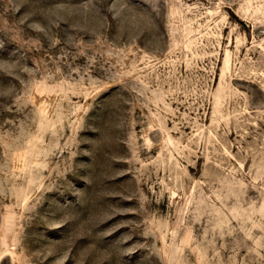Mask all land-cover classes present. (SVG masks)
<instances>
[{
  "label": "rangeland",
  "instance_id": "374dc122",
  "mask_svg": "<svg viewBox=\"0 0 264 264\" xmlns=\"http://www.w3.org/2000/svg\"><path fill=\"white\" fill-rule=\"evenodd\" d=\"M0 264H264V0H0Z\"/></svg>",
  "mask_w": 264,
  "mask_h": 264
}]
</instances>
